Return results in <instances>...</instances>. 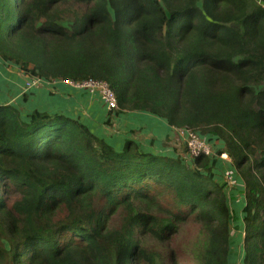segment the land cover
Returning <instances> with one entry per match:
<instances>
[{
	"label": "trees",
	"instance_id": "trees-1",
	"mask_svg": "<svg viewBox=\"0 0 264 264\" xmlns=\"http://www.w3.org/2000/svg\"><path fill=\"white\" fill-rule=\"evenodd\" d=\"M0 57L221 139L245 184L244 264H264V0H0ZM212 158L117 151L78 120L0 107V264H229Z\"/></svg>",
	"mask_w": 264,
	"mask_h": 264
},
{
	"label": "crops",
	"instance_id": "crops-1",
	"mask_svg": "<svg viewBox=\"0 0 264 264\" xmlns=\"http://www.w3.org/2000/svg\"><path fill=\"white\" fill-rule=\"evenodd\" d=\"M27 80L19 66L0 57V107L12 105L23 118L33 111H40L78 120L117 151L123 149L126 140H132L145 153L154 156L184 159L186 155L187 150L177 128L169 126L162 118L147 112L112 113L98 96L60 81L51 83L45 80L43 85L25 91ZM204 137L213 149L215 181L223 188L235 219L232 222L229 264H244L245 184L226 153L225 143L211 134Z\"/></svg>",
	"mask_w": 264,
	"mask_h": 264
},
{
	"label": "built area",
	"instance_id": "built-area-1",
	"mask_svg": "<svg viewBox=\"0 0 264 264\" xmlns=\"http://www.w3.org/2000/svg\"><path fill=\"white\" fill-rule=\"evenodd\" d=\"M261 1L262 0H259V4H261ZM61 82L76 89L87 91L91 95L98 96L99 99L105 104L107 109L112 113L120 110L116 94L106 81L88 79L77 82L72 80H61ZM43 83H45L43 79L35 78L26 83L25 91H29ZM177 132L187 149L183 161L188 168L195 167L196 159L202 156L212 157L214 155L211 144H209L206 139L202 138L195 130L190 128H182L177 129Z\"/></svg>",
	"mask_w": 264,
	"mask_h": 264
}]
</instances>
